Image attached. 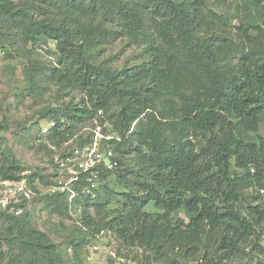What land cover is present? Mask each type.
<instances>
[{"label": "trees", "instance_id": "16d2710c", "mask_svg": "<svg viewBox=\"0 0 264 264\" xmlns=\"http://www.w3.org/2000/svg\"><path fill=\"white\" fill-rule=\"evenodd\" d=\"M51 43L47 63L35 48ZM0 52L21 57L30 94L53 86L58 97L82 96L38 112L41 147L72 142L64 157L100 125L119 162L95 197L36 194L19 215L0 211V264H34L33 254L54 263L67 249L70 264H83L102 230L139 250L136 264L264 256V0H0ZM48 121L56 126L44 135ZM53 153L46 175L5 148L0 178L49 186ZM39 201L69 218L80 207L66 249L33 224ZM117 259L106 264H127Z\"/></svg>", "mask_w": 264, "mask_h": 264}, {"label": "rangeland", "instance_id": "374dc122", "mask_svg": "<svg viewBox=\"0 0 264 264\" xmlns=\"http://www.w3.org/2000/svg\"><path fill=\"white\" fill-rule=\"evenodd\" d=\"M29 48L32 49L33 46L30 45ZM50 48L52 51L41 47L35 48L37 57L47 63L49 59L54 60V43L50 44ZM13 57L7 59L6 55L0 52V124L4 121L6 122L5 125H7L6 130L0 129V152L5 148H10L22 168H27L32 172L40 168L48 175L53 172L52 165L50 164L51 155L49 154V149L53 150V156H55L57 153H61L62 150L71 148L70 145L72 142H69L59 149L48 145V151L45 150L40 146L39 138L42 140V136H39L37 133V125L33 122H36L38 119V112L48 106H57V100L68 103L74 98V102H79L82 96L72 94L70 96L58 97L57 91L53 86L42 87L30 94L21 65V57H16L14 52ZM90 126L91 123L86 128ZM24 127H30V130L26 131ZM32 127L34 130H32ZM86 131L88 129L84 128L82 130L83 133ZM262 134L264 135V126L262 127ZM1 160L2 156L0 155V162ZM39 187L45 190L47 185L39 183ZM38 198H43V196L39 194ZM29 209L33 224L39 230L46 232L50 239L59 245V247L66 249L67 237L68 240L72 238V233L80 228V207L70 208V218L68 216L52 214L51 210L45 207V203L41 201L37 202V204L30 205ZM152 209L153 206L150 205L148 210L150 211ZM262 243L264 244V238ZM95 247L98 250H95ZM63 255L65 261L57 260L54 263L43 259L39 254H33L32 258L34 264H70L69 260L72 258V250L67 249ZM141 255L139 250H127L121 247L115 234L111 233V235L96 242L89 241V244L81 253V260L83 264H106L110 256H116L118 262L136 264L132 262V258H141ZM258 260L264 261V256L256 254L252 264H255ZM228 264L241 263L237 260Z\"/></svg>", "mask_w": 264, "mask_h": 264}, {"label": "built area", "instance_id": "2783aa9c", "mask_svg": "<svg viewBox=\"0 0 264 264\" xmlns=\"http://www.w3.org/2000/svg\"><path fill=\"white\" fill-rule=\"evenodd\" d=\"M55 126L54 121L43 123L42 134H48ZM93 132L94 137L90 144L83 148H74L64 157H61V153L54 156L58 173L55 182L45 190L36 183L35 191L26 178L18 181L0 178V211L19 215L24 210L22 202L30 200L36 194H67L70 200H74L79 195L78 189L81 188L83 193L95 197L96 191L105 182L104 173L115 171L119 162L115 152L104 145L105 140H111L113 137L105 135L100 125H97ZM261 194L264 204V190ZM109 235L110 231L102 230L98 234V239H104ZM94 249L98 250L97 247Z\"/></svg>", "mask_w": 264, "mask_h": 264}]
</instances>
